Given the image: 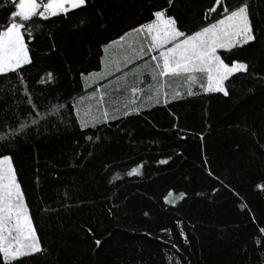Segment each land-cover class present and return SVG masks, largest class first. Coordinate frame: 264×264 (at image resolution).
I'll use <instances>...</instances> for the list:
<instances>
[{
    "label": "trees",
    "instance_id": "obj_1",
    "mask_svg": "<svg viewBox=\"0 0 264 264\" xmlns=\"http://www.w3.org/2000/svg\"><path fill=\"white\" fill-rule=\"evenodd\" d=\"M210 2L175 0L174 14L195 30ZM249 4L259 42L231 54L250 69L230 96L181 84L168 105L83 129L77 113L95 101L80 74L100 71L103 45L167 0H88L41 22L32 63L0 83V154L13 158L44 247L23 264H155L152 248L164 264H264V0ZM12 10L0 0V24Z\"/></svg>",
    "mask_w": 264,
    "mask_h": 264
},
{
    "label": "snow or ice",
    "instance_id": "obj_2",
    "mask_svg": "<svg viewBox=\"0 0 264 264\" xmlns=\"http://www.w3.org/2000/svg\"><path fill=\"white\" fill-rule=\"evenodd\" d=\"M9 2L13 10L0 24V83L32 63L27 40L35 38L41 22L66 18L88 5V0ZM174 9L175 0H167V6L152 11L147 22L130 27L103 45L100 71L89 72L86 76L80 74L87 86L85 91L91 89L90 98L95 101L85 111L84 118L77 113L82 129L134 112L139 114L144 103L159 105L163 100L164 105H168L183 95L173 87L175 82L186 85L189 96L195 94L193 86L199 85L205 93H221L228 97L227 85L232 78L237 74H249L247 61L230 59L235 50L259 42L249 0H242L234 7L228 0H211L202 10L200 24L195 30L186 28ZM259 31L264 36V28ZM220 50L228 56L222 58ZM47 76L51 79L52 73ZM16 79L23 83L22 76ZM79 100L84 101L85 97ZM28 103L32 105L33 101ZM72 108L75 109V104ZM31 123L37 125L39 121L33 119ZM136 173L137 169L133 168L128 174ZM185 195L180 193L178 198ZM172 196L170 191L165 201L173 203L168 199ZM260 232L264 233V228ZM180 235L186 239L183 231ZM95 244L100 246L101 241L96 240ZM43 252L13 158L10 154H0V264H23L25 258Z\"/></svg>",
    "mask_w": 264,
    "mask_h": 264
},
{
    "label": "rangeland",
    "instance_id": "obj_3",
    "mask_svg": "<svg viewBox=\"0 0 264 264\" xmlns=\"http://www.w3.org/2000/svg\"><path fill=\"white\" fill-rule=\"evenodd\" d=\"M153 262L155 264H164L161 252L157 248H152Z\"/></svg>",
    "mask_w": 264,
    "mask_h": 264
},
{
    "label": "crops",
    "instance_id": "obj_4",
    "mask_svg": "<svg viewBox=\"0 0 264 264\" xmlns=\"http://www.w3.org/2000/svg\"><path fill=\"white\" fill-rule=\"evenodd\" d=\"M175 84H179V86H174V87H175L176 89H180V86H181L182 83L175 82ZM195 88H196V85L193 86V90H196ZM162 101H163V100H162Z\"/></svg>",
    "mask_w": 264,
    "mask_h": 264
}]
</instances>
